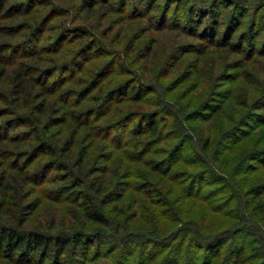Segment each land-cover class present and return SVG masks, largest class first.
<instances>
[{
  "label": "rangeland",
  "instance_id": "rangeland-1",
  "mask_svg": "<svg viewBox=\"0 0 264 264\" xmlns=\"http://www.w3.org/2000/svg\"><path fill=\"white\" fill-rule=\"evenodd\" d=\"M145 1L108 0L82 11L80 0H10L25 4V14H0V40L23 41L27 31L20 21L43 24L28 33L40 53L23 58L17 48L10 57L33 65L38 79L58 89L47 96L54 119L65 110L93 108L74 150L87 151L85 167L97 170L94 175L105 179L103 195L110 194L108 204L102 206L99 198L97 205L108 217L107 226L82 224L70 200L73 192L61 190L70 179L51 170L41 183L27 184L26 198L19 197V204L39 202L30 214L27 209L28 221L20 229L52 236L84 231L92 242L89 251L65 253L63 264H236L230 250L241 244L243 264H264V222L248 212L251 188L264 185V0H151L149 8ZM189 16L197 22L196 33L185 27ZM214 26L217 34L210 38ZM6 27L18 34L5 36ZM227 40L243 41L244 49L231 50ZM5 79L0 80L3 89ZM98 82L86 94L84 88ZM136 85L143 94L131 100ZM25 104L21 101L19 108ZM16 106L0 102L2 109ZM218 107L222 110L211 116ZM154 110L159 135H130L132 117ZM5 119L10 113L0 122ZM75 125L68 121L48 133L63 130L65 137ZM12 129L10 135L27 127ZM76 155L66 154L71 161ZM44 159L38 157L32 166ZM151 159L161 170L173 167L163 175L153 170ZM106 163L109 171L102 175ZM213 244L221 246L217 259L211 258ZM15 259L0 255V264L23 261Z\"/></svg>",
  "mask_w": 264,
  "mask_h": 264
},
{
  "label": "trees",
  "instance_id": "trees-1",
  "mask_svg": "<svg viewBox=\"0 0 264 264\" xmlns=\"http://www.w3.org/2000/svg\"><path fill=\"white\" fill-rule=\"evenodd\" d=\"M9 1L0 0V14L5 13L9 18H16L23 14V12L25 14V9L27 8L25 4L22 2L19 4H9ZM100 2H108V0H80V10L91 11L95 4ZM153 3L151 0L144 2L147 8L151 7ZM212 12L214 10L210 11L209 15ZM214 18L215 15L212 19L213 21ZM186 22L187 25L185 27H191L189 33L191 31L196 33L198 29L197 22L192 20L191 16L188 17ZM20 24L21 29L27 31L26 34L24 33L23 41L16 39L15 41H8L5 38L0 40V80L6 78L5 82L7 83L5 89L0 87V102L2 101L6 105H13L14 107L18 104L15 108L16 110L8 108L2 109L0 107V118L10 113V119H5V121L0 122V216L4 215L2 217L3 219L0 218V220L6 222H0V255L11 262L16 261L15 258L18 256L19 259L23 260L21 264H63L60 261L62 255L65 253L75 254L79 250L87 253L92 242L86 240V233L80 230L52 236L35 229H20L28 221V216L24 215L27 209L29 210L27 213L30 214L39 206V202L25 205L18 203L19 197L26 198L29 195L28 190L25 189L27 184L33 182L41 183V180L46 178L47 173L51 170L63 171L62 177L64 179H70V183L67 187L66 185L62 186L61 190L62 192H73L70 200L72 204L79 208L80 220L83 221L82 224L85 221L98 226H107L108 224V217L105 212L101 210V207L97 206L98 199L101 198V205L104 206L110 202V194H107V196L103 195L105 192V179L101 180L99 175H94L97 170L85 167L87 151L83 150V148L77 151L74 150L77 142V134L83 126L89 123V116L92 114L93 108L83 109L81 111L65 110L59 119L52 117L54 106L52 103H48L47 96L55 94L58 89L56 90L55 87H52L51 81L38 79L36 76V68L33 65L27 64L24 61H16L10 57V52L15 51L17 48L21 49L20 52H22L23 58H32L39 54L40 47H36L37 43H29L28 33L34 32L38 27L39 29L43 28V24L40 25L41 22H38V20L29 21L28 19L20 21ZM12 29L14 28L6 27L3 34L10 37L16 36L18 33L12 31ZM231 29L232 32H235L234 27ZM216 34L217 26H214L208 36H215ZM249 35L247 36L248 38ZM242 42L227 40L225 46L235 52H241L244 49ZM247 42L246 48L248 49L249 39H247ZM220 44L221 42L219 40H215V46H222ZM94 46H97L96 42H94ZM151 50L152 45L150 43L145 48L142 57H148ZM199 50L202 54L206 52L205 49ZM11 65L14 66L13 69H8V66ZM100 82L91 83L84 88L86 94L94 90ZM35 86L39 87V91L34 93ZM130 92L128 98L131 100H139L143 94V87L136 85ZM62 93V100L65 101V94ZM110 98L111 96L109 95L105 96V100H110ZM95 99L99 100L100 98L96 97ZM37 100L39 102H33ZM21 101L27 103L25 104V109L19 108ZM221 110L222 107H218V109L213 108L209 114L213 116ZM157 115L155 110L152 112H144L140 116L135 115L130 120V122L134 120V124L128 132L136 138L146 134L158 136L161 131L156 121ZM68 121L76 124L69 135H65V137L60 136L63 130L57 134L48 133V130L53 126L67 123ZM15 126H26L27 130L15 131L10 135L9 131L13 130L12 127ZM27 140H31V143L24 146ZM7 141L15 143L18 146L9 147L4 143ZM76 152L77 155L73 157V161L70 160V156H66V154H74ZM38 157L45 159L40 164L32 166ZM149 163H152L153 170L163 175H167L173 167V164L170 166L165 165V169L161 170L159 169L160 162H157L155 159L149 160ZM11 169L14 170L11 171ZM101 170L103 171L102 175H105L109 171L107 163ZM249 194L252 199L248 207V209L250 208L248 212L258 218V220L264 222V185L253 186ZM122 197L123 195H120L115 200L118 201ZM116 226L119 230V225ZM100 238L101 235L99 233L95 234L94 240L99 241ZM128 243L129 241L126 243V246ZM181 246H183V243L178 247L179 252ZM220 248L221 246L219 244L212 245L210 251L212 259L219 257ZM94 253L97 256L100 254L98 251ZM47 258L48 261H46ZM230 258L236 264L244 263L245 257L242 244L236 245L230 250Z\"/></svg>",
  "mask_w": 264,
  "mask_h": 264
}]
</instances>
